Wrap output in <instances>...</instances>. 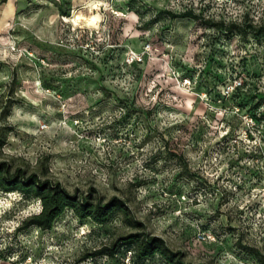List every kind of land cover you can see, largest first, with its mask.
Segmentation results:
<instances>
[{"label":"rangeland","instance_id":"374dc122","mask_svg":"<svg viewBox=\"0 0 264 264\" xmlns=\"http://www.w3.org/2000/svg\"><path fill=\"white\" fill-rule=\"evenodd\" d=\"M187 10L200 20L169 18ZM248 24L264 0H0V161L121 197L189 263L261 264L264 35ZM40 210L0 189V264H124L83 258L137 230L121 215L18 229Z\"/></svg>","mask_w":264,"mask_h":264},{"label":"trees","instance_id":"16d2710c","mask_svg":"<svg viewBox=\"0 0 264 264\" xmlns=\"http://www.w3.org/2000/svg\"><path fill=\"white\" fill-rule=\"evenodd\" d=\"M168 15L171 20L178 18L200 20V17L192 10L182 13L168 12ZM206 25L226 33H232L239 29L236 24L225 20L220 22L207 20ZM248 28L256 34L264 35V25L256 28L248 24ZM239 30L241 31V29ZM3 132L4 129L0 126V148L6 142V136ZM181 159L182 157H179V160ZM182 168L188 171L187 164H183ZM0 189L5 193L18 192L26 199L35 198L40 202V212L31 215L21 223L18 229L22 231L34 226L44 231L51 230L55 221L67 210L71 211L78 219H88L99 226H103L115 216L121 215L125 224L137 229L120 237L114 243L113 248L103 246L86 254L83 257L84 259L101 255L123 256L126 251L132 250L134 252V262L139 260V262L150 263L156 259H162L167 264H193L185 261L181 252L172 250L162 237L145 231L142 222L130 218L129 206L119 196H113L106 201L102 196L94 194L95 190L93 189L87 193L78 190L71 192L60 183L42 179L37 173L28 174L21 168L13 170L12 166L5 161H0ZM260 261L261 264H264L263 258Z\"/></svg>","mask_w":264,"mask_h":264},{"label":"built area","instance_id":"2783aa9c","mask_svg":"<svg viewBox=\"0 0 264 264\" xmlns=\"http://www.w3.org/2000/svg\"><path fill=\"white\" fill-rule=\"evenodd\" d=\"M147 47L149 48L150 45H147ZM127 58L130 63H135L141 60V56L135 51H130ZM191 83H192L191 78H184L182 81L183 85H190ZM202 238H205V236L203 235ZM133 259H134V252L132 250L126 251L122 257V261L124 264H133Z\"/></svg>","mask_w":264,"mask_h":264}]
</instances>
